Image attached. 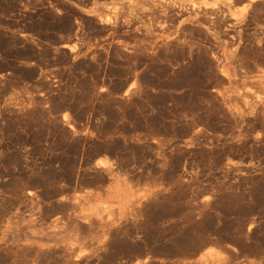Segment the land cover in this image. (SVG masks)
Returning a JSON list of instances; mask_svg holds the SVG:
<instances>
[{"label":"rangeland","instance_id":"obj_1","mask_svg":"<svg viewBox=\"0 0 264 264\" xmlns=\"http://www.w3.org/2000/svg\"><path fill=\"white\" fill-rule=\"evenodd\" d=\"M200 1L0 0V264H264V0Z\"/></svg>","mask_w":264,"mask_h":264},{"label":"bare ground","instance_id":"obj_2","mask_svg":"<svg viewBox=\"0 0 264 264\" xmlns=\"http://www.w3.org/2000/svg\"><path fill=\"white\" fill-rule=\"evenodd\" d=\"M128 1H130L131 3L135 0H128ZM219 2L220 0H202L198 4L193 2L192 7L193 8L201 7L206 14H214L216 13V8L218 7ZM255 2L256 0H247V3L245 4L244 7L247 8L253 5ZM194 18H196V15L187 16L186 20L192 21L194 20ZM96 166L108 167L110 166V162L106 160H100L96 163ZM112 194H114V196L120 200L121 205L125 206V208H127V210H130L131 212H133L136 209V207L140 204L143 198V196L140 193L132 191L128 183H125L123 186L120 184H116L114 186V190L112 191ZM86 204H87L86 207H84L82 210L83 211L82 217L84 220H87L94 215H97V217H102L104 210L101 212L97 211L98 205L100 203L95 204V203L87 202ZM207 260L210 261L209 262L210 264H216L217 262L224 261L226 259L224 253L221 252L220 250H217L215 248H209L205 251L204 254L200 256L198 261L199 264H205L203 262ZM144 262H146V260L138 261V264H143Z\"/></svg>","mask_w":264,"mask_h":264},{"label":"trees","instance_id":"obj_3","mask_svg":"<svg viewBox=\"0 0 264 264\" xmlns=\"http://www.w3.org/2000/svg\"><path fill=\"white\" fill-rule=\"evenodd\" d=\"M72 115L76 118H83L84 115H85V111L82 110V111H77V108H75L74 106H71V109H70Z\"/></svg>","mask_w":264,"mask_h":264}]
</instances>
